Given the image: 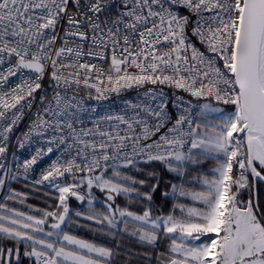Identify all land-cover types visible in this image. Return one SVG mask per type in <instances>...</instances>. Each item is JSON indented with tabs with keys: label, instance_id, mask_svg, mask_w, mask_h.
<instances>
[{
	"label": "snow or ice",
	"instance_id": "obj_1",
	"mask_svg": "<svg viewBox=\"0 0 264 264\" xmlns=\"http://www.w3.org/2000/svg\"><path fill=\"white\" fill-rule=\"evenodd\" d=\"M18 73L19 82L9 83ZM45 76L51 98L40 91ZM149 84L215 103L193 114L191 102L176 96L173 113L163 88H152L122 113L96 116L79 95L94 89L102 100ZM28 114L15 143L36 147L22 162L13 157V167L10 138ZM45 158L31 184L58 193L56 208L37 217L0 202V264H112L114 249L63 231L66 220L79 225L73 216L145 247L155 248L163 234L171 243L156 264H264V207L255 187L264 182V0H0V189L21 170L28 181ZM210 160L216 166L205 173ZM154 162L177 175L196 173L200 190L173 184L157 193L158 179L146 189L149 180L134 173ZM93 188L105 194L103 213L94 208ZM154 194H178L200 207L178 204L153 217ZM117 197L148 204L136 212ZM26 198L15 190L6 197ZM70 198H87V212L71 210ZM124 255L152 264L148 252Z\"/></svg>",
	"mask_w": 264,
	"mask_h": 264
},
{
	"label": "built area",
	"instance_id": "obj_2",
	"mask_svg": "<svg viewBox=\"0 0 264 264\" xmlns=\"http://www.w3.org/2000/svg\"><path fill=\"white\" fill-rule=\"evenodd\" d=\"M183 14L185 15H189L190 18L192 20L195 19V17H192L190 13H188L186 10L181 9L180 10ZM192 25H189V35L190 30H191ZM193 43L197 44V47L201 48V50L203 51V47L201 45H199V43L196 41V39L193 37L192 38ZM96 63L101 66V67H106L108 61H99L97 60ZM25 76L29 75L28 72L24 73ZM21 79L20 74L18 73L17 76L15 77H10L9 83H17L19 82V80ZM43 88L40 91H47L49 94V98H51V93H52V88L50 86V82L48 80V77L45 76V78L43 79V81H41ZM152 88H156V89H160L163 88V91L165 93V98L168 102V107L171 110V112L173 113H177L179 111V109L175 106V97L176 96H182L184 101H190L192 108H191V112L193 114L199 113L200 111V107L202 106L203 102H206V100H197L194 97L189 96L187 93L179 91V90H175L173 88L167 87V86H161V85H145L143 88H132V89H128V90H122L120 92V94H116V93H111L108 95V97L106 99H102V100H97L95 99V90H91L93 95L91 97H89L87 95L86 92H81L79 93V95L83 98L84 102L86 103V106L90 109H95V115L96 116H103L109 113H122L123 110L127 107L128 102L131 103H140L143 100H146V97L143 96V93L147 90V89H152ZM40 91H38L36 93L37 97H39L40 95ZM222 105V104H221ZM224 107H226L227 109H231V106H226V105H222ZM35 110V108L33 109ZM30 118V114H28V116L25 117L24 122L20 124V126L16 129H14L13 134L11 135V143H10V147L8 150V163L10 165H12L14 167V162H13V157L15 158V162H22L25 159L30 158V156L34 153L35 147L36 145L33 144L31 146H26L23 150H20L17 148L16 146V137L18 135H20L26 128L28 119ZM197 119H200V117L197 116ZM86 123H88L86 121ZM88 126H91V124H88ZM48 164V158H45L43 161L38 162V164L36 166H34V169L31 170L30 172V176H29V180L25 181L22 178V170H21V178L18 180H14V181H22L25 183H28L30 185L31 181L34 179H38L39 178V173L43 170L44 167H46ZM238 175V172H236V176ZM12 181L10 184L8 182H6L4 189H0V202H4V200L6 199L11 184L14 182ZM40 188H44V189H49L46 185L45 186H38Z\"/></svg>",
	"mask_w": 264,
	"mask_h": 264
},
{
	"label": "crops",
	"instance_id": "obj_3",
	"mask_svg": "<svg viewBox=\"0 0 264 264\" xmlns=\"http://www.w3.org/2000/svg\"><path fill=\"white\" fill-rule=\"evenodd\" d=\"M215 166H216L215 162L210 160V161H207L205 164H203L201 166V168H202L203 172L210 173L211 169L214 168ZM163 172H166V170H163ZM195 175H196V173H194L192 171H188L184 175H179L178 186L183 185L186 191L200 190L201 186H199V184H196L193 181V177ZM173 178H176V176ZM170 197L174 200L173 208L175 205H178V204H184L186 207H200V205L194 204L191 200H188L184 197H180L178 194L175 198H173L172 196H170ZM122 199H123L122 197H117L116 204L121 206V207L127 205L130 207L131 210L136 211V212H142L143 211L144 208L140 204H133V203L127 204L126 203V204H123V206H122L120 203V201ZM98 207H99L98 209L97 208L95 209L97 212L103 213L105 211L104 209H102L103 204H100ZM25 208H27V211H23V212H25L27 214H31L30 211L34 210V213H32L31 215H35L37 217L42 215V211L44 210V209H39L38 207L36 208L34 206H31V207L25 206ZM86 208L80 206V207H75L74 209L79 210L82 213H86L87 212ZM173 208H172L171 213L173 212ZM28 209H30V210H28ZM20 211H22V210H20ZM174 214L178 217L181 215L178 208L175 210ZM156 216H161V215L153 214V217H156ZM162 216H166V215H162ZM73 220H79V225H77L74 222L70 223L66 220L65 224L62 225L63 231H65L71 235H75L78 238H83V239L89 240L90 242H93V243L97 244L98 246H106V247H110V248L114 249V251L118 254L112 260V264H146L147 258L143 257V256H141L140 258H134V259L129 260L124 255V253H126L128 251H132L135 253H145V252L151 253L152 264H156L157 253L167 251L168 246L171 243V241L169 239H167L162 234L160 239L157 241V245L155 248L145 247V246L138 244L136 242L135 238H120V237L112 238L111 236H109L103 232L98 231L97 229L100 226L95 225L92 221L80 219L78 217H74ZM53 222H55V221L49 219L48 224L50 225ZM85 225H90L91 227H85ZM46 230H48L47 226H46ZM53 239H55V238L53 237ZM203 239L206 240L207 237H204ZM196 243L198 244L199 242L197 241ZM117 245H119V247H117Z\"/></svg>",
	"mask_w": 264,
	"mask_h": 264
},
{
	"label": "trees",
	"instance_id": "obj_4",
	"mask_svg": "<svg viewBox=\"0 0 264 264\" xmlns=\"http://www.w3.org/2000/svg\"><path fill=\"white\" fill-rule=\"evenodd\" d=\"M231 110V109H228ZM143 167L147 171H155L158 175L157 177H148L147 171L144 173H134V175L149 180V183L145 185L146 189H150L152 183H155L158 179L160 182V187L157 189V193L161 192H171V187L173 184H176L178 182L179 175H176L174 173H169L168 171L163 172V166L158 163H153L151 165H143ZM176 178H173L175 177ZM252 178L249 176V181L251 183ZM10 190H15L21 193L27 194V198L25 200L24 204L25 206H34L38 207L39 209L44 210H55L58 196L56 193L52 192V190L40 188L39 191L35 190L32 185L22 182V181H14L11 184ZM96 190L95 197H98L100 195L105 196L104 193L100 192L98 189ZM257 191L259 200L261 203V206L264 207V186L261 184L257 185ZM100 192V193H99ZM240 197L244 200L248 199V191L247 189H243L240 192ZM37 202V203H35ZM174 200L169 196L167 198L163 197L162 195L154 194L153 195V201H152V208H153V214L156 215H168L171 213L173 208ZM133 204H140V203H133ZM148 204L147 201L144 202V204H140L143 208L146 207ZM97 206L100 205V203L96 204ZM102 206V205H101ZM12 208L18 209L17 204H15ZM25 207H21L18 210L24 211Z\"/></svg>",
	"mask_w": 264,
	"mask_h": 264
},
{
	"label": "rangeland",
	"instance_id": "obj_5",
	"mask_svg": "<svg viewBox=\"0 0 264 264\" xmlns=\"http://www.w3.org/2000/svg\"><path fill=\"white\" fill-rule=\"evenodd\" d=\"M204 103H215L214 101H206V102H203L202 103V105L204 104ZM218 107H221V108H224L226 111H231V110H228L226 107H224V106H222V105H217ZM212 115H215V114H212ZM209 119H210V122H218V121H215V120H213L212 119V116L210 115V117H209ZM236 172H237V170L234 168L233 169V175L234 176H236ZM179 184V180H178V182L175 184V185H178ZM200 186V185H199ZM52 190V192H54V193H56L53 189H51ZM11 190H9V192H10ZM80 191L81 192H83L84 191V189L82 188V189H80ZM100 193V192H99ZM9 194V193H8ZM57 195H58V193H56ZM97 193H96V190H95V188H93V195H94V197H95V195H96ZM3 203H5L8 207H10V208H12L15 204H17V207H18V209H20L21 207H25V205L24 204H22V203H19L18 201H9V200H7V199H5L4 200V202ZM35 203H37V202H35ZM68 203H69V207H70V209L71 210H73L75 207H87V198L85 199V201L83 202V203H79V202H77L74 198H70L69 199V201H68ZM97 203H100V204H104V196L103 195H100V196H98V197H95V200H94V208L96 209H98L99 207L96 205ZM120 203H121V205L123 206V204H130L128 201H126L124 198L120 201ZM27 207H29V206H27ZM33 208V207H32ZM17 209V210H18ZM102 209H104L105 210V208L103 207ZM28 210H30V209H28ZM75 210V209H74ZM73 210V211H74ZM24 211H27V208H24ZM86 211H87V208H86ZM31 212V214L32 213H34V210H31L30 211ZM73 214V212L72 211H70V215H72ZM75 216H73V218H74Z\"/></svg>",
	"mask_w": 264,
	"mask_h": 264
},
{
	"label": "water",
	"instance_id": "obj_6",
	"mask_svg": "<svg viewBox=\"0 0 264 264\" xmlns=\"http://www.w3.org/2000/svg\"><path fill=\"white\" fill-rule=\"evenodd\" d=\"M258 184H261V185L264 186V182H257L256 185H255L256 189H257V185H258Z\"/></svg>",
	"mask_w": 264,
	"mask_h": 264
}]
</instances>
